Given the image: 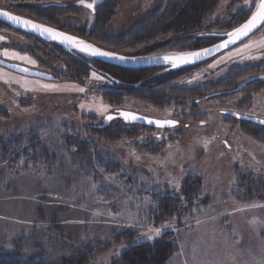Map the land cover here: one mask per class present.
Wrapping results in <instances>:
<instances>
[{
  "label": "rangeland",
  "instance_id": "rangeland-1",
  "mask_svg": "<svg viewBox=\"0 0 264 264\" xmlns=\"http://www.w3.org/2000/svg\"><path fill=\"white\" fill-rule=\"evenodd\" d=\"M74 1L0 0V8L105 50L147 57L198 51L224 39L258 2L249 6L246 0H213L197 25L169 36L178 38L163 49L141 54L147 46L118 49L113 40L146 24L158 6L171 0H107L94 12ZM106 2L109 14L101 24L98 15ZM46 3L66 6L41 5ZM206 31L217 37H196ZM0 36V53L17 52L36 64L3 55L1 59L55 78L27 77L0 67L1 257L18 255L20 262L43 264L67 256L70 250L107 244L87 264H121L119 259L129 247L152 243L170 230L174 251L165 264H264V125L224 113L264 120V79L229 93L246 78L264 74V46H256L264 41V25L219 56L168 73L171 78L163 89L151 87L168 97L160 104L146 93L113 96L109 93H115L114 81L107 74L85 70L79 76L63 64L67 54L95 60L89 56L68 53L2 25ZM91 36L99 42L90 41ZM249 43L258 59H247L248 50L235 54ZM216 61L220 63L210 67ZM93 72L103 79H92ZM42 84L58 88L43 89ZM81 87L84 92L76 90ZM168 91L185 96L171 98ZM101 103L107 113L125 109L179 124L163 130L115 118L108 133L101 132L92 128L107 114L95 110ZM169 181H178L179 190ZM186 182L196 184L197 203L159 221L156 197H178L187 192ZM165 224L172 227L164 229ZM150 228H160L161 235ZM122 233L132 235L115 238Z\"/></svg>",
  "mask_w": 264,
  "mask_h": 264
},
{
  "label": "trees",
  "instance_id": "trees-1",
  "mask_svg": "<svg viewBox=\"0 0 264 264\" xmlns=\"http://www.w3.org/2000/svg\"><path fill=\"white\" fill-rule=\"evenodd\" d=\"M15 1L40 4L45 0ZM208 3L209 5H207ZM212 3L213 0H171L170 2H168V4L158 6L148 17L146 24H144L145 22L142 25L138 24L137 26L133 27L129 32L124 34V36L113 40V44H111L115 45V48L127 50L140 47L141 45L147 46L145 50L141 51V54H147L149 52H154L163 49V47H165L170 42L177 40L178 37H175L177 34H180L185 29H190L197 25L198 21L201 20L204 13L209 8V6L212 5ZM103 6H105L106 9L103 8L104 11L102 10L103 12L101 11V15H98V19H100L101 24L105 21L107 15L109 14V8L107 7L108 2H106ZM59 9L61 10V8ZM72 9L75 10L76 8ZM0 25L8 27L7 25L1 22ZM99 30H101V27L99 28ZM171 35L175 36L169 40L168 37ZM93 37H90L92 40L89 39L92 42L96 39ZM95 41L99 42L98 39H96ZM109 44L110 43H108L107 45ZM54 48L60 49L57 47ZM63 64H65L66 67L69 68V70L79 73V76L84 75L85 70H94L98 73L101 72L107 74L109 78L114 81L115 93H109L113 96L120 95V92H122L121 94L124 95L137 93L140 96H143L146 93L151 95L149 98L152 101L158 102L159 104L164 103L165 100H167L165 98H168L167 96L163 97V95H158L154 93L151 89L152 86L156 85H160L161 89H163L165 82L171 78L168 73L158 74L156 70L154 71L151 69L122 68L109 65L98 60L88 61L83 59L82 57H75L68 54L66 58H64ZM115 70H117L120 74H115L113 72ZM155 73L156 75H153ZM141 84H144L145 88L139 90ZM158 92L161 93V90L159 89ZM168 92L169 95H171V98L175 99L185 96V93L177 91ZM184 99L185 98H183V100ZM111 125L112 124L109 123L103 128H97L95 126H93L92 128L97 129L101 132L108 133ZM241 180H245L244 182H246L247 179L241 178ZM185 184L186 186H184V190L187 192H181L182 195L180 194V196L178 197H171L167 194L159 198L156 197V209L159 211V215L157 218L159 219L161 217L159 221L164 219L166 220L167 217H170L177 211L181 213V211L186 208L191 209L192 205L197 203L196 198L198 195V190L196 188V184L195 186L193 183L188 184V182H186ZM259 188L261 189L263 188V186L260 185ZM131 235V233H122L121 235H118L115 238L119 240L121 238L130 237ZM171 236L172 232L169 230L166 231L161 238L152 243L145 242L139 245L129 247L123 252L119 259L121 264H165L167 258L174 251V245L171 240ZM105 247H107V244H98L95 247H88L86 249L70 250L66 253L67 256H63L60 259L57 258L56 260H52L48 263L43 262V264H87L89 259L95 257ZM19 258L20 257H18V255L15 256V258L14 256H0V264H41L36 260L27 263L20 262L18 261ZM112 264H115V261L112 262Z\"/></svg>",
  "mask_w": 264,
  "mask_h": 264
},
{
  "label": "snow or ice",
  "instance_id": "snow-or-ice-1",
  "mask_svg": "<svg viewBox=\"0 0 264 264\" xmlns=\"http://www.w3.org/2000/svg\"><path fill=\"white\" fill-rule=\"evenodd\" d=\"M254 0H246V3L251 6V3H253ZM81 5L84 8L94 10L95 0H92L91 3H85V0H80ZM0 17L6 18V20L14 25L15 27L23 28L25 31H32L35 33H38L41 36L47 35L50 39L59 41L60 44L65 46H70L73 49L78 50L80 53H84L90 57H101V58H112V59H120L125 60L126 58L123 56H116L114 53H110L107 51H101L99 48L94 47L90 43H86L84 40L79 39L77 37L66 35L62 32H58L50 27H45L44 25L34 23L31 20L23 19L19 16L12 15L11 13L7 11H0ZM264 25V0H258V2H255V11L251 13V17L242 25L239 27L234 28L233 31L225 33L227 36V39L223 43L216 44L214 47L205 48L198 51H189V52H183L179 54H168L164 55L162 57H151L152 60H156L157 62L163 61L166 64L171 65L173 68L179 67L182 65L187 64H193L199 61L201 58L210 56L214 52H218L221 48H228L230 44L234 45L237 43L238 40H241L243 37H246L251 33L254 29L258 28L259 26ZM0 40H3V37L0 36ZM255 43V42H254ZM254 44L249 43L245 44L243 49H238L235 53L236 55H239L244 50H248L249 54L246 56L247 59H258L259 57L256 55L251 54V49L253 48ZM256 46H264V41H260L258 45ZM0 55H3L4 57L13 59V60H20L24 61L26 63L35 65L36 61L31 59L30 57L26 55H20L17 52H9L7 50L3 51V53H0ZM233 54L229 55V58H231ZM220 61H216L213 65H210V67H215L216 64H219ZM22 71L27 72L28 69H22ZM0 75H3V73H0ZM92 79H95L97 81L102 80L103 77L98 75L96 72H93L91 74ZM28 82L25 81L24 84L26 85ZM43 89H56L58 88L57 85L54 84H42L40 85ZM76 90L80 92H84V88H77ZM81 107H86L85 105H81ZM91 109V106H88ZM95 110L101 114L107 113L108 108L107 106H104L102 103L95 106ZM126 121H135L138 119V117L134 114L130 113H124L122 112L120 114ZM114 117L111 115L106 116V119L111 121ZM250 118V117H249ZM149 124L155 123L157 127H163V123H167L170 126H174V121H167V122H161V121H147ZM260 124H264V120L258 121ZM169 183H172L177 190H179V183L178 181H169ZM146 204L151 203V201L145 200ZM164 229L172 227L170 224H165L162 226ZM150 232H153L156 236L161 235V229L155 228L149 229ZM151 236H148V239H151Z\"/></svg>",
  "mask_w": 264,
  "mask_h": 264
},
{
  "label": "water",
  "instance_id": "water-1",
  "mask_svg": "<svg viewBox=\"0 0 264 264\" xmlns=\"http://www.w3.org/2000/svg\"><path fill=\"white\" fill-rule=\"evenodd\" d=\"M105 1H107V0H95L94 9H95V7L99 6L100 4H102ZM91 2H92V0H85V3H91ZM73 4L75 6H82L81 3H80V0L74 1ZM49 6L65 7L66 4L65 3H46V4H43V7H49ZM89 10L92 11V12H94V10H91V9H89ZM0 11H7V12L11 13L12 15L19 16V17H21L23 19L31 20L34 23L44 25L45 27L53 28L51 26H48V25L39 23V22L34 21L32 19L26 18L24 16L14 14V13H12V12L6 10V9H3V8H0ZM250 17H251V15L243 23H245ZM0 22L3 23V24H5V25H7L8 27H10V28H12L14 30H17V31L24 32V33L30 34L32 36H35L38 39H41L42 41H44L46 43H52V44H54V45H56V46L64 49L68 53H71V54H78L79 53L81 55L88 56V55H86L84 53H80L78 50L73 49L70 46H65V45L60 44L59 41L50 39L47 35L41 36L38 33H35V32H32V31H25L23 28L15 27L14 25L10 24L6 20V18L0 17ZM243 23H241L240 25H242ZM239 26H237V27H239ZM261 27H262V25L259 26L256 29H254L251 33H249L248 36L243 37L241 40H238L236 44H234V45L230 44L228 46V48H221L218 52H214L210 56L203 57L199 61H197L196 63L182 65V66L175 67V68H173L169 64L164 63L163 61L157 62L156 60H152L151 59V57H157V58L162 57V56H164V54L152 55V56H147V57L125 56V55H121V54H118V53H115V52H111V51H108V50L99 48L96 45L92 44L91 42H89L88 40H86V39H84L82 37H78L76 35L67 33L65 31H62V30H59V29H56V28H53V29L56 30V31H58V32H62L64 34H66V35H71V36L77 37L79 39H82L86 43H90L94 47L99 48L101 51H107V52H110V53H114L116 56H123V57L126 58L125 60H120V59H112V58L91 57V58H93L95 60L101 61V62L106 63V64H109V65H113V66H117V67H122V68H128V69H162L163 73H166V72H170V71H177V70L189 68L191 66H195V65H198V64H200L202 62H205V61L213 58L214 56H216V55H218V54H220V53H222V52H224V51H226V50H228V49L236 46L237 44L243 42L245 39H247L248 37H250L251 35H253ZM233 30L234 29H232L231 31H233ZM231 31H229V32H231ZM226 39H227V36L224 39H222L221 41L217 42L216 44L223 43ZM216 44H214V45H212L210 47H214ZM210 47H207V48H210ZM200 50H202V49H200ZM0 67H3V68H5V69H7L9 71H12L14 73H18V74H21V75H24V76H27V77H33V78H38V79H43V80H54L55 79L53 77V75L50 74V73H47V72H44V71L35 70V69H31V68H28L26 66L18 65V64H15V63H11V62L5 61V60H3L1 58H0ZM25 68L28 69L27 72L22 71V69H25ZM260 78L261 79H264V74L259 75V76L248 77L241 84H239L236 88H234L232 91L233 92L239 91L245 85H247L248 83H250V82H252V81H254L256 79H260ZM122 112L134 114V115H136L138 117V119L135 120V121H126L120 115ZM224 113L227 114V115H230L232 117H235V118H237L239 120H242V121L244 120V121H249V122H252V123H255V124H259V125H264V124H260L258 122L261 119L252 118V117L249 118L247 116L241 115V114L236 113L234 111H225ZM108 115L113 116L114 117L113 119L120 118V119H122V121L124 123H127V124H139V125L149 126V127L158 128V129H164V128H169V127H173V126H170L167 123H163V127H157L155 123L149 124L147 121L148 120L161 121V122L174 121L175 122L174 126L177 124V121L176 120H173V119H158V118H154V117H151V116L143 115V114H140L138 112H134V111H130V110L117 109L113 113H107V114H105L104 117H103L102 124L97 125V128H103V127L107 126L113 120V119L111 121L107 120L106 119V116H108Z\"/></svg>",
  "mask_w": 264,
  "mask_h": 264
},
{
  "label": "flooded vegetation",
  "instance_id": "flooded-vegetation-1",
  "mask_svg": "<svg viewBox=\"0 0 264 264\" xmlns=\"http://www.w3.org/2000/svg\"><path fill=\"white\" fill-rule=\"evenodd\" d=\"M212 34H215V32L213 31H206V32H202V33H197L196 34V37L197 38H202V39H214V38H216L217 36L216 35H212ZM211 37H213V38H211ZM222 40V39H221ZM221 40H217V41H215V42H213V43H210V44H208V45H206V46H203L201 49H203V48H206V47H208V46H210V45H212V44H215V43H217V42H219V41H221ZM200 64H202V63H200ZM190 68V67H189ZM185 69H187V68H185ZM152 70H156V72H158V74H161V73H163V71H162V69H152ZM170 72H172V71H170ZM170 72H166V73H170ZM262 75V74H261ZM256 76H259V75H256ZM252 77V76H251ZM255 81V80H254ZM253 82V81H252ZM249 85V84H248ZM245 87V86H244ZM236 88V87H235ZM233 89H231V90H229V93H230V91H232ZM240 91V90H239ZM225 92H227L228 93V91H225ZM179 124V123H178ZM177 124V125H178ZM187 126V125H186ZM185 126V127H186Z\"/></svg>",
  "mask_w": 264,
  "mask_h": 264
},
{
  "label": "bare ground",
  "instance_id": "bare-ground-1",
  "mask_svg": "<svg viewBox=\"0 0 264 264\" xmlns=\"http://www.w3.org/2000/svg\"><path fill=\"white\" fill-rule=\"evenodd\" d=\"M239 44H240V43H239ZM237 45H238V44H237ZM234 47H235V46H234ZM232 48H233V47H232ZM230 49H231V48H230ZM228 50H229V49H228ZM226 51H227V50H226ZM226 51H224V52H226ZM224 52H222V53H224ZM222 53H220V54H222ZM220 54H218V55H216V56H214V57H217V56H219ZM214 57H213V58H214ZM211 59H212V58H211ZM248 84H249V83H248ZM245 87H246V85H245ZM242 89H244V87H243ZM242 89H241V90H242ZM146 127H147V126H146ZM149 128H151V127H149ZM154 129H157V128H154ZM172 129H174V128H172ZM163 130H164V129H163Z\"/></svg>",
  "mask_w": 264,
  "mask_h": 264
}]
</instances>
